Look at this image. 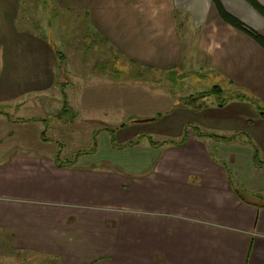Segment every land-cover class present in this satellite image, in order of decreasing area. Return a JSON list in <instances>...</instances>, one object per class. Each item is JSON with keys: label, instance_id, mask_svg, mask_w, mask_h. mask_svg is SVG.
I'll use <instances>...</instances> for the list:
<instances>
[{"label": "crops", "instance_id": "obj_1", "mask_svg": "<svg viewBox=\"0 0 264 264\" xmlns=\"http://www.w3.org/2000/svg\"><path fill=\"white\" fill-rule=\"evenodd\" d=\"M230 16L264 35V14L251 0H0V246L7 254L53 264H264V142L259 150L252 137L216 138L192 123L183 137L128 138L62 159V143L42 128L48 109L32 113L42 104L66 108L73 93L66 62L77 52L87 119L119 105L168 112L179 95L167 70L202 63L221 87L247 96L183 110L254 123L264 115V46ZM104 54L158 69L162 83L124 81L117 72L104 81L96 71ZM250 98L259 100L257 113ZM32 122L34 137L23 131Z\"/></svg>", "mask_w": 264, "mask_h": 264}, {"label": "rangeland", "instance_id": "obj_2", "mask_svg": "<svg viewBox=\"0 0 264 264\" xmlns=\"http://www.w3.org/2000/svg\"><path fill=\"white\" fill-rule=\"evenodd\" d=\"M76 50L78 48L76 47ZM89 54L87 53V57ZM95 56V55H94ZM102 60L98 63L96 68L97 72L102 74V79L107 81L110 79L109 75L114 78L118 76L124 81L130 80V78H138L144 76V78L156 83L158 80L162 83V76L158 77V69L149 68L145 66L142 68L138 63L129 62H114L111 61L109 56L103 55ZM105 60V61H104ZM81 67V68H80ZM80 70V71H79ZM86 69L79 65L77 52L72 54L66 62V72L72 77L73 84L67 86L66 90H72L73 93L70 96V100L66 105V108L62 110V106L56 104L55 107H48L42 104L39 109L32 110V113L42 112L46 114L48 109L49 127L44 132V135L48 137H56L62 143L61 158L73 157L76 152L86 151L90 149H97L99 153H103L109 149L110 145L115 142H131L128 138L136 140L138 137L144 138L146 141L151 137L153 140H163L164 138H179L186 134V131L192 132V123L195 124L198 129L209 130L217 132L218 135H224L229 137H252L254 139L255 146L257 145L259 150L263 145L264 140L261 139L262 128H264V115H254V123L241 118H230L226 116L224 118L210 119L205 115L199 114V118H196L198 114L192 112L189 108H194V111L203 110L206 105H220L223 102L231 98V88L228 85L222 86V91H214L213 85L217 84L213 72L207 71L202 63H192L189 67L182 68H169L167 70V82L170 87L175 90L174 93L178 94L179 106L172 107L168 112H164L160 116L153 119L142 120L133 122L134 119L152 117L159 109L152 112V110L142 114L140 112H130L129 108L125 106H117L112 109H104L100 113L101 117L97 119H87L79 111V92H80V80L78 75ZM87 71H90L87 69ZM117 72L118 76L114 74ZM162 73V71H161ZM219 85V84H218ZM234 89V88H233ZM242 91L241 89H238ZM193 91L192 94H185ZM247 93L245 91H242ZM228 94V95H227ZM250 95V93L248 94ZM252 96V94L250 95ZM254 96V95H253ZM226 97V99H225ZM255 97V96H254ZM184 98V99H183ZM228 98V99H227ZM240 98V97H237ZM251 110L255 111L260 109L257 105L256 98H250ZM192 104V106H190ZM182 105V106H180ZM184 106H187L189 110H183ZM135 110H138L135 107ZM196 110V111H197ZM27 110L26 112H28ZM260 111V110H259ZM82 112V110H81ZM257 113V111H255ZM37 113V114H38ZM254 113V112H253ZM175 115V117H174ZM144 116V117H142ZM40 121V120H39ZM41 124V123H40ZM188 124V125H186ZM37 123H27L23 125V131L27 130L34 137L33 130L36 128ZM187 126V127H186ZM195 128V127H194ZM239 129V131L236 130ZM241 129H243L241 131ZM201 130V131H202ZM236 130V131H235ZM237 132V133H236ZM127 137V139H125ZM204 139L207 135L201 136ZM241 139V138H240ZM60 148V146H58ZM259 158H264V154L258 153ZM264 200V198H261ZM6 248L0 246V264H53L48 258L28 252H13L7 254Z\"/></svg>", "mask_w": 264, "mask_h": 264}, {"label": "trees", "instance_id": "obj_3", "mask_svg": "<svg viewBox=\"0 0 264 264\" xmlns=\"http://www.w3.org/2000/svg\"><path fill=\"white\" fill-rule=\"evenodd\" d=\"M251 1L253 2L254 6L264 14V7H262V6H261L258 2H256L255 0H251ZM229 18H230L231 22L234 24V26H236L237 28H239V29L243 30L244 32H246L247 34H249L250 36H252L254 39H256L258 42H260V43L264 46V35H262V34H261L259 31H257L256 29L250 27L249 25H247L246 23H244L243 21H241V20H239V19H237V18H235V17H231V16H230ZM222 89H223V88H222L220 85H218V84H214V85H213V90H214V91H218V92H220V91H222ZM231 93H232V94H230V96H229L228 98H230V97H234V96L243 98V97H246V96H247L246 94H244V93H240V92H238V91H236V90H235V91H231ZM227 95H228V94H227ZM228 98H227V99H228ZM225 99H226V97H225ZM0 111H3V109L0 108ZM159 115H160V113H157V115L152 116L151 119L156 118V117L159 116ZM195 130H196L198 133H201L200 130H199L197 127H195ZM209 134L215 136L216 138L231 139V137H229V136L218 135V134H216V133H209ZM150 140H151L153 143H156V142H157V141H154V140L151 139V138H150ZM128 143H130V142H128ZM128 143H127V144H128Z\"/></svg>", "mask_w": 264, "mask_h": 264}, {"label": "water", "instance_id": "obj_4", "mask_svg": "<svg viewBox=\"0 0 264 264\" xmlns=\"http://www.w3.org/2000/svg\"><path fill=\"white\" fill-rule=\"evenodd\" d=\"M152 117H146V118H139V119H136V120H147V119H151Z\"/></svg>", "mask_w": 264, "mask_h": 264}]
</instances>
